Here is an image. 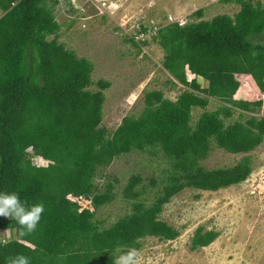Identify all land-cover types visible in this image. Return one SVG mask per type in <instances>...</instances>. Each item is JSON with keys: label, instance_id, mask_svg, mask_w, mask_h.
<instances>
[{"label": "trees", "instance_id": "obj_1", "mask_svg": "<svg viewBox=\"0 0 264 264\" xmlns=\"http://www.w3.org/2000/svg\"><path fill=\"white\" fill-rule=\"evenodd\" d=\"M221 2L238 11L204 20L199 9L185 24L157 28L152 39L164 52L169 83L184 89L176 100L145 91L142 111L111 131L103 126L111 83L95 82L93 62L60 42L59 0H0V192L45 207L36 231L24 237L14 219L0 216V232L10 231L0 239V264L18 254L30 264H114L117 247L139 250L147 238L181 236L162 215L184 190L218 192L251 176V153L264 143V101L235 95L241 76L264 93V1ZM211 100L220 106L208 110ZM195 109L203 110L196 121ZM215 148L244 156L234 166L208 169L204 161ZM132 153L162 156L167 167L160 183L145 185L141 175L132 176L122 191L131 210L107 227L98 212L114 202L116 183L100 188L98 172ZM34 156L48 164L35 165ZM151 189H158L152 199ZM69 196L91 201L94 211ZM219 236L201 226L191 250Z\"/></svg>", "mask_w": 264, "mask_h": 264}, {"label": "rangeland", "instance_id": "obj_2", "mask_svg": "<svg viewBox=\"0 0 264 264\" xmlns=\"http://www.w3.org/2000/svg\"><path fill=\"white\" fill-rule=\"evenodd\" d=\"M101 1L107 3L106 8L98 5ZM199 9L205 11L204 20L218 14L234 15L238 11L235 5L221 0H59L56 17L62 26L60 42L93 62L95 82L104 79L111 83L105 92L104 127L113 131L124 117L139 114L145 91H162L171 100L181 94L184 86L178 84L172 88L170 74L162 65L164 52L152 37L139 40V43L148 42L139 47L129 39L135 37L138 43L136 37L143 27L153 29L170 22L185 24ZM261 41L264 42V37ZM188 79H193L190 73ZM241 79L243 83L247 80ZM260 98L258 93L251 100ZM242 99L239 96L238 100ZM219 106L218 101L211 100L208 110ZM202 112L194 110V121ZM243 156L215 148L204 166L208 169L231 167ZM251 156L254 171L245 182L218 192L186 189L175 196L166 205L162 218L179 229L181 236L174 241L143 240L138 250L139 264H264V143ZM32 160L37 166L48 164L38 156ZM166 167L162 156L132 153L100 169L98 186L103 188L108 182H115L116 198L99 210L98 219L108 227L129 213L131 204L122 197L129 179L141 175L145 185L151 179L160 183ZM157 190L149 191L151 199ZM81 201L82 207L91 208L88 201ZM201 226L219 231L220 236L209 247L192 251L191 239ZM5 235L8 239L10 231H1L0 239Z\"/></svg>", "mask_w": 264, "mask_h": 264}, {"label": "clouds", "instance_id": "obj_3", "mask_svg": "<svg viewBox=\"0 0 264 264\" xmlns=\"http://www.w3.org/2000/svg\"><path fill=\"white\" fill-rule=\"evenodd\" d=\"M45 211L43 202L29 205L22 201L17 192H0V216L14 219L20 226L19 235L24 237L36 231ZM6 243V241H5ZM119 255L114 259V264H139V252L135 247L127 251L116 248ZM5 264H30L29 258L23 254L6 257Z\"/></svg>", "mask_w": 264, "mask_h": 264}, {"label": "crops", "instance_id": "obj_4", "mask_svg": "<svg viewBox=\"0 0 264 264\" xmlns=\"http://www.w3.org/2000/svg\"><path fill=\"white\" fill-rule=\"evenodd\" d=\"M191 74V73H190ZM192 75V74H191ZM194 78V75H192ZM246 78V82L243 83L241 78ZM238 80L241 82V86L237 92V94L235 95V99L238 100L239 96L242 100H246V101H254L251 100L252 97L256 96L258 93H260L259 91H257L254 86L251 84V80L249 78V76H241L238 77ZM243 83V84H242ZM262 94V93H260ZM258 100V99H257Z\"/></svg>", "mask_w": 264, "mask_h": 264}, {"label": "built area", "instance_id": "obj_5", "mask_svg": "<svg viewBox=\"0 0 264 264\" xmlns=\"http://www.w3.org/2000/svg\"><path fill=\"white\" fill-rule=\"evenodd\" d=\"M97 2H98V1H97ZM101 2H102V3H101ZM101 2L98 3V5L101 7V9L106 8V7H107V3L104 2V1H101ZM156 31H157V28H153V29H151V30H150L149 32H147V33H141V34L138 35L136 38H137V40L139 41V40L144 39L145 37H149V36L152 37V36L156 33ZM259 100L264 101V93L261 94V98H260Z\"/></svg>", "mask_w": 264, "mask_h": 264}, {"label": "water", "instance_id": "obj_6", "mask_svg": "<svg viewBox=\"0 0 264 264\" xmlns=\"http://www.w3.org/2000/svg\"><path fill=\"white\" fill-rule=\"evenodd\" d=\"M69 199L72 200V201H74V202H78L81 207H82V201L81 200L88 201L90 203L91 208H89V207H86V208L82 207V210L83 209H90L91 211H94V208L92 207V203L89 200H86V199H83V198L78 199V198H75L73 196H69Z\"/></svg>", "mask_w": 264, "mask_h": 264}]
</instances>
